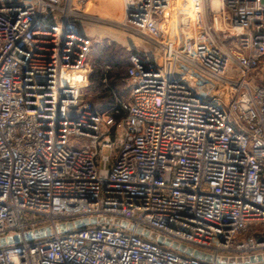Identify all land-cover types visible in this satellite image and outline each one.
<instances>
[{"label": "built area", "instance_id": "built-area-1", "mask_svg": "<svg viewBox=\"0 0 264 264\" xmlns=\"http://www.w3.org/2000/svg\"><path fill=\"white\" fill-rule=\"evenodd\" d=\"M72 1L0 0V239L91 218L133 229L6 244L0 264L264 254V0H121L117 24L151 50L130 56L128 100L105 111L81 96L91 42Z\"/></svg>", "mask_w": 264, "mask_h": 264}, {"label": "rangeland", "instance_id": "rangeland-1", "mask_svg": "<svg viewBox=\"0 0 264 264\" xmlns=\"http://www.w3.org/2000/svg\"><path fill=\"white\" fill-rule=\"evenodd\" d=\"M72 7V17L77 21L80 32L91 42L88 57V67L90 65L91 69L103 67L112 72V76L116 73L125 76L124 70L129 66L130 56L136 52L151 50L150 44L144 38L117 24L122 15L121 0H73ZM120 61L126 62L122 69L116 68V63ZM129 89L127 77L124 82H117L114 91L120 102L128 100ZM81 96L97 108H101L104 100L97 93L96 84L90 81L82 87ZM109 153V149L102 150L104 155Z\"/></svg>", "mask_w": 264, "mask_h": 264}, {"label": "water", "instance_id": "water-1", "mask_svg": "<svg viewBox=\"0 0 264 264\" xmlns=\"http://www.w3.org/2000/svg\"><path fill=\"white\" fill-rule=\"evenodd\" d=\"M111 224V225H118L127 229H133V225L127 224L121 220L117 219H108V218H91V219H79L74 221H69L66 223H61L56 225L55 227L51 226H45L41 227L32 231L25 232L22 235H14L9 237H4L0 239V246L20 242L22 240H34L38 238H43L50 236L54 233H65L67 231H70L75 228L82 227L84 225L89 224ZM136 232L139 234H142L152 240L157 241L158 243H161L163 245L172 247L180 252H183L188 255H193L202 259L206 260H212L213 257L211 255L199 252L197 250H193L191 248H188L187 246H184L182 244H178L174 241L168 240L158 234H155L149 230L143 229V228H137ZM216 261L224 264H252L253 262H261L264 261V254H258V255H252V256H244V257H217Z\"/></svg>", "mask_w": 264, "mask_h": 264}, {"label": "trees", "instance_id": "trees-1", "mask_svg": "<svg viewBox=\"0 0 264 264\" xmlns=\"http://www.w3.org/2000/svg\"><path fill=\"white\" fill-rule=\"evenodd\" d=\"M89 57V56H88ZM126 62L125 61H120L116 63V68L122 69L125 66ZM88 74L87 78L88 81L96 84L97 86V93L100 94L101 98L104 99L102 102L101 110L105 111L110 109L111 107H115L116 109L120 108L118 98L116 97L115 94V86L118 81H125L127 74L126 70H124V75L121 76L120 73H116V75L112 76V72L105 70V68H96L94 69L90 68V65L88 67ZM113 77V78H111ZM118 100V101H117Z\"/></svg>", "mask_w": 264, "mask_h": 264}, {"label": "bare ground", "instance_id": "bare-ground-1", "mask_svg": "<svg viewBox=\"0 0 264 264\" xmlns=\"http://www.w3.org/2000/svg\"><path fill=\"white\" fill-rule=\"evenodd\" d=\"M212 4H213L214 7H216V6L218 5L217 0H213V1H212Z\"/></svg>", "mask_w": 264, "mask_h": 264}]
</instances>
